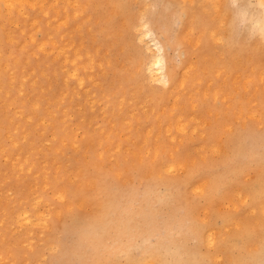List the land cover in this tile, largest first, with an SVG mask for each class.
I'll return each instance as SVG.
<instances>
[{"label": "rangeland", "instance_id": "1", "mask_svg": "<svg viewBox=\"0 0 264 264\" xmlns=\"http://www.w3.org/2000/svg\"><path fill=\"white\" fill-rule=\"evenodd\" d=\"M236 1L238 0H229V5L240 3L245 6L246 15L241 16L232 9L234 15L232 22L230 20L228 23L229 33H232L230 36L234 46L245 50L260 41L254 20H251V11L258 6V0H247L246 3L242 0ZM105 4L108 5L106 2ZM130 4L133 7L131 16L145 5L150 11L161 6L159 0L133 1ZM47 10L50 11V17L45 16L42 10L26 4L27 15L20 16L19 25L9 22L7 16L0 19V25L3 26H0L1 36L5 30L12 27L16 41L7 39L8 45L4 51H12L16 61L19 59L17 71L28 76L27 83L30 82L31 75H36L39 81L34 89L27 86L24 91L26 95L21 96L27 108L34 102L35 97H39L42 106L37 111L39 117L43 115L44 102L50 101L53 104L51 107L56 108V114L60 105L56 96L59 82L52 72L57 62L41 54L31 42L27 46H22L21 43L30 40L28 33L31 16L37 17L41 22L36 42L43 39L42 33L46 31L52 33L53 41L57 39L56 30L52 24H48L54 18V11L49 8ZM69 13L70 32L78 40L80 32L76 31L75 27L79 21L72 11ZM177 13L176 10H170L167 15L168 31H163L167 43L176 36L179 25L174 26V17ZM17 16L18 14L16 18ZM118 18L119 23L115 31L119 32L122 18ZM20 21L22 31L19 29ZM118 37L115 35V39ZM131 41L132 46L126 49L133 48V42H137L135 35ZM139 46L141 47L140 44ZM114 48L118 53L117 57L113 61L110 59L109 63L102 59L104 57H100L104 61L105 69L103 71L97 66L96 74L100 79L106 76L101 71L109 74L107 86L111 90V104L114 102L115 106L108 117L99 113L94 117L97 116L96 127L103 126L105 134L111 135L110 142L122 144L120 152L116 148L108 149L111 143L107 142L98 128L81 123L78 118L80 110H77V107L71 110L73 116L70 123L57 122L56 125L61 129L69 127L70 131L71 124L75 130L70 133L73 137L77 135L79 147L90 150L88 153L75 152L68 147L64 150L65 153L58 156L57 161L54 152L56 146H52L54 141L51 139V132L56 134V125L50 128L49 136L42 139V128L20 120L14 122L16 128L8 130V119L4 117L5 113L3 114L0 120L1 132L10 131L13 136L15 133L21 148L15 150L7 138L1 140L6 152L1 153L0 160V264H145L140 257L149 253L158 254L159 259L167 261L168 264H178L179 258L181 264H188L193 259L197 260V264H237L243 260H259L257 251L261 231L264 229V202H261V199L258 202L259 212L254 204L248 209L244 199L252 202L264 188V114L252 116L246 107L245 112H241L243 119L232 113L227 117L222 114L225 113L223 108H214L211 99L203 110L194 111L186 106L189 101L186 96L178 104L179 108L173 109L175 98L165 96L166 88H157L161 86L159 82L154 83L156 92L164 96L167 102L154 111L152 108L160 98L151 94L153 87L143 76L145 69L141 63L142 56L139 52L132 53L120 49L115 41ZM47 49H51L50 41ZM176 51L175 46L169 45V56L177 62L179 57ZM224 55L228 56L229 53L225 51ZM133 59L135 63H132ZM138 63L141 65L143 90L123 81L133 83L127 78L132 76L135 68V71L139 70ZM113 79L117 81L113 82ZM93 88L96 89V86ZM121 90H126V100L122 102L120 100L123 98L118 96ZM199 102H204V96H200ZM133 106L136 115L128 110ZM174 112H183L186 115L183 119L188 125L187 131H178L175 123L179 116L174 117ZM52 121L49 119L48 123ZM201 122L206 125L205 129L202 128ZM112 123L116 124L115 128L110 126ZM22 127L26 129L25 133L17 131ZM57 131L54 140L62 135H59L60 130ZM83 134L87 136L86 141L83 140ZM128 134L133 135V139L126 138ZM219 148H223V152ZM6 156L10 158L9 161L5 159ZM18 156L22 163L29 161L22 171L12 165L11 160ZM171 156H179L178 161L172 162ZM169 162L180 165V170L175 168L170 171ZM193 165L205 169V179L209 178L212 190L218 171L226 172L227 176L223 178L215 195L205 196L206 188L202 185L200 177L185 182L190 169L191 172L200 173V169ZM234 165L237 166L236 172H231L230 168ZM32 166L34 169H31ZM46 169L51 183L49 192L41 189L44 183L41 172ZM242 174L243 180L240 179ZM229 181L232 182L231 185ZM100 183H103L106 189L102 194L97 190ZM194 187L203 190L194 191ZM50 188L57 191L66 189V200L58 198L56 191L53 196ZM238 191L242 193L240 196L236 195ZM243 194L246 195L245 198ZM103 197L107 202L104 220H101L104 225H97L95 219L104 203L101 202ZM236 197H240L241 201ZM23 201V210H28L32 217H36L37 213L42 215L40 219L43 220L36 221H41L40 225L39 222L38 225L26 223L21 226L20 222H17L16 212ZM217 201L223 203L219 204ZM222 204H226L225 209ZM87 219L92 222L84 226ZM82 234L96 241L93 251H88L87 246L81 242Z\"/></svg>", "mask_w": 264, "mask_h": 264}, {"label": "bare ground", "instance_id": "2", "mask_svg": "<svg viewBox=\"0 0 264 264\" xmlns=\"http://www.w3.org/2000/svg\"><path fill=\"white\" fill-rule=\"evenodd\" d=\"M104 1L108 5H106ZM133 1L140 2L141 0H0V19L3 16H7L8 21L15 25H19L20 16L27 15L26 4H30L32 7L42 10L44 15L47 17H50V11L47 9L49 8L50 10H53L54 18H52L48 24H52L57 33V39L54 41L51 39L52 33L46 31L42 33L43 39H41L39 42H36V35L38 29H40L41 22L37 17L31 16L30 31L28 33L30 40H24L21 43L22 46H27L28 43L31 42V44L41 51V54H44V56H47L53 62H57V65L54 67L52 72L54 77L59 82V86L57 87L58 93L56 96L59 99L60 105L57 107L58 111L56 114V108L51 107L53 104L50 101H46V103L44 102V112L41 117H39V114L37 113V111L42 107L41 103H39V97H35L36 99L32 104H30L29 108L26 107L24 99L21 98V96L26 95L24 91L27 90V86L34 89L35 85H38L39 81L37 76L31 75L30 82L27 83L28 76L25 75L24 72L19 74L17 71L19 59L16 61L12 51H4L8 45L7 39L16 42L14 38V29L11 30L12 27H9L8 30H5L6 32L4 31L3 36L0 34V120H2V116L5 113L4 117L8 119L9 123L8 130L12 131L13 127L16 128L14 122L20 120L22 122H27L28 125H37L40 127V129L42 128V130H40V135L42 139H46L49 136V132H51L50 128L54 127L57 122L62 124L67 122L70 123V120H72L71 117L73 116L71 110H73L74 107H77V110H80V115L78 118H80V121L82 124H84V126L86 123L90 127H96L98 121L96 118L97 116L94 117V115L97 113L103 115V117H108L110 115V111H112L113 107L115 106L114 102L111 104L109 95L111 90L107 86L109 74L101 71V73L103 75L106 74V76H104L103 79H100L99 75L96 74V70L98 66L104 71L105 67L103 65L104 61L102 59H105V62L109 63L110 59L113 61V59L117 57L118 53L114 50V41L116 42V46L120 47V49L132 53L139 52V54L142 56L141 63L144 65L145 69L143 76L153 87L151 89V94L154 96L158 95L160 98L152 108L154 111H157L158 107L164 106L167 102L164 96L162 97L161 94L159 95L156 92L154 83L159 82L161 86L157 88H166L165 96L175 98V104L173 105L172 103L173 109H178V104L180 103L181 99L186 96V99L189 100L186 103V106L190 107L194 111L200 112L203 110L205 107H207L206 105L211 99L214 103V108L217 110H221L223 108L225 113L222 114H225L227 117L232 113L243 119L244 116L242 113L245 112L246 107L248 113L252 116H255V114H264V40H262L259 35L260 28L262 25H264V7H262V5H264V0H258V6H256L251 11V20H254V26L258 32V40L260 41L257 43V45L256 43H253V46H249V48L245 50L237 49L232 43L233 41L230 36L231 32L229 33L230 26H228V23L230 20L232 22V16L234 13L232 15V7L229 5V0H159L161 2L160 7L150 11L145 5L131 16L130 14L133 7L131 6L130 2L132 3ZM242 2L246 3L247 0H242ZM250 4L253 3L250 2ZM178 5H187V9L177 8ZM208 5H214L217 7L209 8L207 7ZM170 10L184 12L188 16V26L185 27L183 23L180 24L176 30V36L172 37L173 40L167 43V41L164 39L165 35L163 34V31H168L167 15ZM69 11H72V14L76 15L79 21V24H76L75 27V30L80 32L78 40L75 38L74 34L70 32L71 15ZM16 14H18L17 18ZM118 17L122 18L119 32L115 31V28L118 24L113 23L115 20L119 19ZM194 21L196 22L198 31L193 38L192 24ZM23 22L25 25L26 23L24 20ZM209 23L211 24V30H208ZM21 24L22 23L20 21L19 29L22 31L23 28L21 27ZM1 28H3V26H1ZM115 35L119 37L115 39ZM134 35L137 41L133 42L134 49H126L127 47L132 46L131 39ZM48 41L51 43V49H47ZM169 45L175 46L179 61H173L169 56ZM221 47H224V49L227 50H224ZM225 51L229 53L228 56L224 55ZM31 52L34 53V51ZM100 57L104 58L101 59ZM132 63H135V59L132 60ZM140 66L141 65L138 63L137 68L139 70L137 71L139 72L137 74L135 68L132 76L127 78L128 80L133 81V83H129L125 80L123 81L130 84L131 86L134 84L132 87L137 86V89L141 88L143 90ZM178 67L180 68L178 69ZM41 75H43V73ZM113 80V82L117 81L116 79ZM94 86H96V89L93 88ZM125 91L121 90L119 92L120 95L118 94L120 98H123L120 100V102H122V100H126ZM200 96H204L205 104L204 102L202 104L199 102ZM133 97L135 96L133 95ZM237 106H239V108H236ZM134 109L135 106L131 107L130 109L128 108L130 113L136 115ZM91 113H93V115ZM173 115L174 117H182H178L175 123L178 127V131H187L188 125L183 119L186 117V115L183 112H174ZM120 116L121 114L118 115V117ZM49 119L53 121L48 123ZM205 122L208 123V121H204V123ZM219 122L221 124V121ZM204 123L201 124L203 129L206 127ZM128 124L130 123L128 122ZM69 126L71 127L70 131L73 129L75 130L71 124ZM110 126L115 128L116 124L114 123L113 125L112 123ZM68 128L69 127H65L64 129H61L59 125H56L54 128L56 134H58V129L60 130L59 135L60 133H62V135L60 137L58 136L59 138L57 137L55 140L54 137L56 134H52L51 132V139L54 141V145L52 146H56L54 147V152L56 155L55 161L58 160V156L65 153L64 150H66L68 147L72 148L75 152L84 151L85 153H88L90 150V148L86 147H84L85 149H81L78 144L77 135L73 137ZM78 128L80 129V126ZM102 128L103 126L98 128L100 133L104 134L107 142H110L111 138L109 139V136L111 135L105 134V128ZM17 131L25 133L26 129L22 127L20 130L17 129ZM115 135H117V133H115ZM84 136L83 140L86 141L87 136ZM3 138H7L15 150L21 148L15 133L13 136L10 131L2 133L0 130V160L2 158L1 153L6 152V149L4 151L3 143H1ZM126 138L131 140L133 139V135L128 134ZM88 143L90 144V142H87V144ZM110 143L111 145L108 147V149L116 148L119 152L122 150V144L120 142L112 141ZM87 144L85 143V145ZM219 149H221V152H223V148ZM96 154L98 155L99 153ZM11 155H13V152H11ZM98 156H101V154ZM178 157L179 156H171V161H178ZM5 159L9 161L10 158L6 156ZM11 161L12 165L20 171L24 170L25 165L29 164L28 160L24 161L25 163H22V159H20L19 156L15 159H12ZM170 163L171 162H169V164ZM180 164L182 166V163ZM193 166L199 168L200 173L191 172L190 169L187 173L188 175H186L187 179H184L185 182L188 183L196 177H200L202 185H204V188H206L205 196L211 197L215 195L223 178L225 179L227 176L226 172L218 171V176L216 179H214L213 191L209 178L207 180L205 179V169L197 165ZM179 167L180 165L170 164L168 169L174 170L175 168H178V170H180ZM236 167L237 166L235 165L232 166L230 171L236 172ZM44 168H46V166ZM31 169H34V167L32 166ZM182 169L183 168L181 167V170ZM41 173L43 178L42 181L44 182L41 189L45 192H49L48 190L51 183L47 169L43 170ZM17 174L18 173H16V175ZM233 180L235 179L233 178ZM201 183H199V185ZM231 184L232 182L229 181V185ZM238 188L240 187L238 186ZM201 189L203 190V188H200L199 190L201 191ZM50 190L52 191L53 196L55 195L56 191L57 195L59 196L58 198L64 201L66 200V189L62 188L57 191V189L50 188ZM97 190L101 194L104 193L106 191L105 185L100 183ZM194 191H197V189ZM239 194L241 195L242 193L238 191L236 195ZM246 195H244V198ZM238 198L240 199V197ZM260 199L262 200L261 202H264V188L262 191H260L259 196L254 198L252 202H247L245 198V205L248 209L252 208L254 205H257V208ZM101 200V202L104 201V203L100 208V213L96 215L97 218L95 219V224L97 225H104L102 221L104 220L103 217L107 202L105 201L104 197ZM206 201L208 200L206 199ZM221 203H223V201ZM221 203L219 202V204ZM24 204V201L23 203H20V207L16 212L17 222H20L21 226L26 223H37L38 225L39 222L40 225L41 221L43 220L40 219L42 215L37 213L36 217H32L28 210H23ZM224 205L222 207H224ZM36 206L38 207L39 205L36 204ZM40 206L43 207L44 205ZM228 206L230 207L231 205L228 204ZM258 210L260 212V208ZM37 212H39V210ZM34 218L37 219L34 220ZM38 219L41 221L36 222ZM91 222L92 220L87 219L84 223V226L89 225ZM43 223L44 221L42 224ZM212 242L213 241L211 239V243ZM257 252L259 256V251ZM140 258L145 264H168L167 261L159 259V255L156 253L145 254ZM177 261L178 264H181L180 258ZM188 264H197V260L193 259Z\"/></svg>", "mask_w": 264, "mask_h": 264}, {"label": "snow or ice", "instance_id": "3", "mask_svg": "<svg viewBox=\"0 0 264 264\" xmlns=\"http://www.w3.org/2000/svg\"><path fill=\"white\" fill-rule=\"evenodd\" d=\"M207 7L212 8L217 6L208 5ZM231 7L237 12V14L241 16L246 15L245 6L233 3ZM262 7H264V5H262ZM177 8L187 9V5H178ZM187 20H188V16L184 12H178L177 15L174 17V26L183 23L185 27H187L188 26ZM113 23L118 24L119 19L115 20ZM208 30H211L210 23L208 24ZM197 31L198 28L196 22L194 21L192 24L193 38L195 37ZM259 35L260 38L264 40V25L261 26ZM262 118H264V115H262ZM240 179L243 180V174L241 175ZM197 191H199V189H197ZM81 242L87 246L88 251H93L96 247V241L87 235H83V234L81 235ZM259 256H260L259 260H255V259L243 260V261H238L237 264H264V229H262L261 231V239L259 243Z\"/></svg>", "mask_w": 264, "mask_h": 264}]
</instances>
